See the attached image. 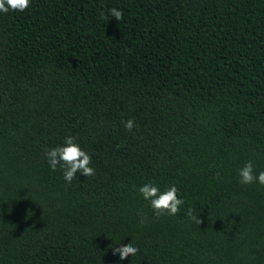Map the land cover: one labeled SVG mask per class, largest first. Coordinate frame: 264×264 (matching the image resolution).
Wrapping results in <instances>:
<instances>
[{"label": "trees", "instance_id": "obj_1", "mask_svg": "<svg viewBox=\"0 0 264 264\" xmlns=\"http://www.w3.org/2000/svg\"><path fill=\"white\" fill-rule=\"evenodd\" d=\"M113 7L123 19H101ZM69 135L96 171L71 183L44 153ZM249 160L264 171V0L0 12V264H264ZM149 182L175 184L180 212L157 217ZM130 242L135 256L113 255Z\"/></svg>", "mask_w": 264, "mask_h": 264}, {"label": "clouds", "instance_id": "obj_2", "mask_svg": "<svg viewBox=\"0 0 264 264\" xmlns=\"http://www.w3.org/2000/svg\"><path fill=\"white\" fill-rule=\"evenodd\" d=\"M31 0H0V12L7 14L9 11L23 12L29 8ZM108 16L115 18L117 21L123 19L122 10L118 8H110L107 13L101 12V19H107ZM121 123L129 132L135 127V121L128 119L122 120ZM45 158L52 171H56L57 167L62 169L64 180L71 183L79 173L85 177L94 176L96 171L90 167L92 157L86 151L82 150L75 137L69 135L65 137L63 145H58L44 149ZM240 177L239 183L242 185H250L259 183L264 186V171L256 172L254 164L251 160L246 161L244 165L237 170ZM178 188L175 184L167 186L163 191L149 182L138 188L139 194L144 200L148 201L149 206L153 209L154 214L159 217L162 215L175 216L180 212L181 206L185 203L178 196ZM186 216L197 225L202 223L199 215L194 214L193 209L189 208ZM139 249L131 242L127 245L121 244L119 247H112L113 255H119L121 261L129 256H135Z\"/></svg>", "mask_w": 264, "mask_h": 264}]
</instances>
